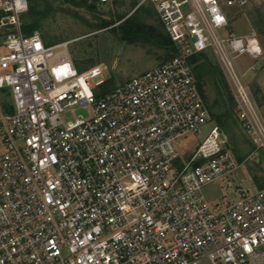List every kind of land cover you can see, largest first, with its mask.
I'll list each match as a JSON object with an SVG mask.
<instances>
[{"label":"built area","instance_id":"2783aa9c","mask_svg":"<svg viewBox=\"0 0 264 264\" xmlns=\"http://www.w3.org/2000/svg\"><path fill=\"white\" fill-rule=\"evenodd\" d=\"M144 2L173 57L103 91L104 69L81 72L67 43L24 33L28 0H0V264H264V187L222 204L203 192L241 167L222 128L192 156L177 149L214 123L192 63L206 54L264 152V113L237 65L263 47L254 31L222 34L228 9L264 0Z\"/></svg>","mask_w":264,"mask_h":264},{"label":"rangeland","instance_id":"374dc122","mask_svg":"<svg viewBox=\"0 0 264 264\" xmlns=\"http://www.w3.org/2000/svg\"><path fill=\"white\" fill-rule=\"evenodd\" d=\"M29 2L30 7L35 6V14H25L23 24L28 26L36 22L35 31L40 32L46 44L67 43L71 58L83 72L96 66L104 69L108 84L100 87L103 91L160 66L170 55L168 44L161 39H165L167 33L152 3L144 0ZM228 12L230 26L222 34L246 36L254 31L264 51V3L249 5L244 11L228 9ZM129 18H135L134 22H129ZM207 59L203 90L215 117L214 123L205 127L200 135L190 134L180 139L177 149L182 156H192L214 125L222 128L229 138L230 149L241 164L233 176L203 188L211 202L222 204L224 199L234 198L243 191L255 192L264 187V152L256 150L239 120L233 90L218 59L214 55H207ZM237 65L264 113V54L254 60L242 56ZM0 73L4 70L0 69ZM76 114L88 116L82 110Z\"/></svg>","mask_w":264,"mask_h":264},{"label":"trees","instance_id":"16d2710c","mask_svg":"<svg viewBox=\"0 0 264 264\" xmlns=\"http://www.w3.org/2000/svg\"><path fill=\"white\" fill-rule=\"evenodd\" d=\"M30 1H33V0H30ZM28 2H29V0H28ZM134 4H135V2H134ZM137 5V4H136ZM135 5V6H136ZM27 14H29V15H34L35 14V6L34 5H31V7H30V2H29V11H28V13ZM26 14V15H27ZM25 16V15H24ZM23 16V17H24ZM159 19V18H158ZM129 20V22H134V20H135V18H129L128 19ZM37 28H38V25H37V23L36 22H34V23H32L31 25H28V26H26L25 24H23V30H24V33L26 34V35H31L32 33H34L35 32V30H37ZM161 39L162 40H165V43H167L168 45H167V47L169 48V50H170V55H168V59H170V58H172L173 57V48H172V44H171V41H170V39H169V37H168V35L165 37V39L164 38H162L161 37ZM46 45H49L50 46V44H46ZM167 59V60H168ZM166 60V61H167ZM208 61V59H207V55L206 54H201V55H199V56H195V57H193L192 58V63L194 64V72H195V74H196V76H197V78H198V80H199V85H200V90L202 91V93H203V95H204V97H205V92H204V77H205V74L203 73V70H205L206 68H207V62ZM76 66H77V64H76ZM78 67V66H77ZM78 69H79V67H78ZM81 72H83L84 70H81V69H79ZM108 82V81H107ZM108 84V83H107ZM116 86H114L113 88H109V87H107V89L108 90H112V89H114ZM206 99V98H205ZM213 115V114H212ZM214 117V116H213ZM214 119H215V117H214Z\"/></svg>","mask_w":264,"mask_h":264},{"label":"crops","instance_id":"0c3cea01","mask_svg":"<svg viewBox=\"0 0 264 264\" xmlns=\"http://www.w3.org/2000/svg\"><path fill=\"white\" fill-rule=\"evenodd\" d=\"M96 67H98V66H96ZM100 67V66H99Z\"/></svg>","mask_w":264,"mask_h":264}]
</instances>
